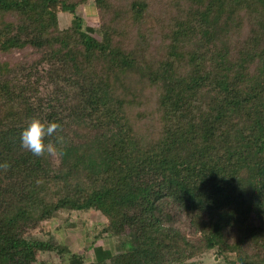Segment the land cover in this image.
I'll return each instance as SVG.
<instances>
[{"label": "trees", "instance_id": "obj_1", "mask_svg": "<svg viewBox=\"0 0 264 264\" xmlns=\"http://www.w3.org/2000/svg\"><path fill=\"white\" fill-rule=\"evenodd\" d=\"M32 118L55 154L21 146ZM5 162L0 264H264V0H0ZM89 211L113 241L93 259L26 236Z\"/></svg>", "mask_w": 264, "mask_h": 264}, {"label": "rangeland", "instance_id": "obj_2", "mask_svg": "<svg viewBox=\"0 0 264 264\" xmlns=\"http://www.w3.org/2000/svg\"><path fill=\"white\" fill-rule=\"evenodd\" d=\"M77 13L84 18V26H92L95 28L99 26L97 11L92 2L78 7ZM64 22H69V17ZM32 60H34V56L33 58L29 57V59H26L21 53H15L8 59L6 57L2 59V61L10 62L11 65H21L24 61L32 62ZM33 74L39 77L35 80L36 84L39 83V89L42 94L40 100L45 105L48 103L50 92L53 91L52 82L45 70H35ZM36 84H31V90L35 88ZM28 86L30 87V85ZM105 222L104 217L94 211L86 213L63 212L54 221L42 223L36 229L28 231L26 236L66 244L72 251L86 253V258L89 260L93 259V248L90 247L93 241L95 245L103 243L105 248H113L112 239L105 238L102 242L101 238H96ZM39 259L43 260L45 264H60L56 252H49L42 258L39 257ZM217 261L218 257L211 252L203 256L200 261L196 260L195 262L197 264H214Z\"/></svg>", "mask_w": 264, "mask_h": 264}, {"label": "clouds", "instance_id": "obj_3", "mask_svg": "<svg viewBox=\"0 0 264 264\" xmlns=\"http://www.w3.org/2000/svg\"><path fill=\"white\" fill-rule=\"evenodd\" d=\"M60 127L58 122L44 121L32 118L27 126L21 131V146L28 149L33 155L40 156L44 153L55 154L56 145L51 140H46L52 136L55 130ZM61 138H57V143ZM0 167H8L7 163L0 164Z\"/></svg>", "mask_w": 264, "mask_h": 264}]
</instances>
